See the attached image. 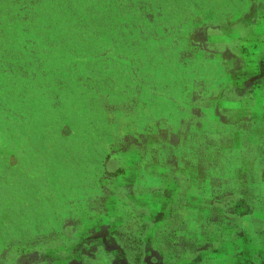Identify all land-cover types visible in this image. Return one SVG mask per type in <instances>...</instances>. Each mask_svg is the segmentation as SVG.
<instances>
[{
  "label": "rangeland",
  "instance_id": "rangeland-1",
  "mask_svg": "<svg viewBox=\"0 0 264 264\" xmlns=\"http://www.w3.org/2000/svg\"><path fill=\"white\" fill-rule=\"evenodd\" d=\"M244 3L0 0V264H264Z\"/></svg>",
  "mask_w": 264,
  "mask_h": 264
},
{
  "label": "crops",
  "instance_id": "crops-1",
  "mask_svg": "<svg viewBox=\"0 0 264 264\" xmlns=\"http://www.w3.org/2000/svg\"><path fill=\"white\" fill-rule=\"evenodd\" d=\"M247 21L249 22V30L245 27ZM239 23L243 31L248 33L249 41L245 44L251 51L249 55L250 60H264V0H248L244 10L240 14ZM225 29L226 27H223V30ZM242 29L239 31L240 33ZM236 45H238V42L228 41V45L225 46L232 50H237ZM227 57L231 58L232 56Z\"/></svg>",
  "mask_w": 264,
  "mask_h": 264
},
{
  "label": "flooded vegetation",
  "instance_id": "flooded-vegetation-1",
  "mask_svg": "<svg viewBox=\"0 0 264 264\" xmlns=\"http://www.w3.org/2000/svg\"><path fill=\"white\" fill-rule=\"evenodd\" d=\"M247 1H248V0H245V3H244V8H245V6H246V3H247Z\"/></svg>",
  "mask_w": 264,
  "mask_h": 264
}]
</instances>
